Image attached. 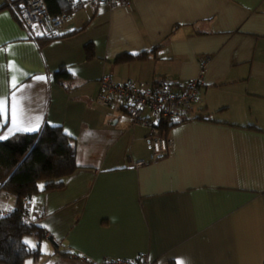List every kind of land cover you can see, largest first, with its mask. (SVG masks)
Here are the masks:
<instances>
[{
	"label": "crops",
	"instance_id": "0c3cea01",
	"mask_svg": "<svg viewBox=\"0 0 264 264\" xmlns=\"http://www.w3.org/2000/svg\"><path fill=\"white\" fill-rule=\"evenodd\" d=\"M77 5L57 34L88 24L42 46V27L29 29L11 6L0 8V97L20 98L24 127L61 125L78 145L79 168L65 186L31 198L28 218L46 235L31 236L41 254L25 264H95L141 252L164 264H264V0ZM140 53L147 58L118 59ZM63 65L74 76L68 88L55 77ZM202 70L191 118L169 127L173 152L162 159L151 160L148 127L121 103L97 98L106 74L181 91ZM36 131H16L10 112L0 118V140ZM15 203L0 188V210Z\"/></svg>",
	"mask_w": 264,
	"mask_h": 264
},
{
	"label": "trees",
	"instance_id": "16d2710c",
	"mask_svg": "<svg viewBox=\"0 0 264 264\" xmlns=\"http://www.w3.org/2000/svg\"><path fill=\"white\" fill-rule=\"evenodd\" d=\"M46 1L53 14L73 12L78 6L77 4L71 6L67 0ZM10 2L0 5V8L11 6L17 11L16 18H18L27 0ZM86 24L64 35L45 34L43 37H37V40L42 46L61 36L74 34ZM86 54L88 59L95 56L93 44L86 45ZM133 58L146 59L147 53L122 55L118 59ZM55 77L67 88L74 79L65 65L55 72ZM177 123L179 122L160 119L159 123L155 124L157 133L167 137L169 127ZM77 147L76 137L68 134L61 125L51 124L43 125L36 132H19L0 140V188L16 199L15 207L6 215H0V264H25L27 257H38L41 254L40 244L33 247L27 241V237L33 236L40 240L46 235V230L38 224L24 221L28 206L24 204L23 198L25 196L32 198L40 192L64 187L71 175L79 168Z\"/></svg>",
	"mask_w": 264,
	"mask_h": 264
},
{
	"label": "built area",
	"instance_id": "2783aa9c",
	"mask_svg": "<svg viewBox=\"0 0 264 264\" xmlns=\"http://www.w3.org/2000/svg\"><path fill=\"white\" fill-rule=\"evenodd\" d=\"M71 6H75L80 0H67ZM126 0H102L107 6L115 7L125 4ZM22 24L29 28L42 27L46 34L54 35L63 24L71 18V12L53 14L46 0H27L19 12ZM205 67L203 66V69ZM202 73L197 79L186 83L181 91L173 90L166 82L156 83L149 87L140 88L133 81L118 83L112 74L103 75L101 79V94L99 101L107 107L114 103H121L132 117L135 124L142 123L150 129L151 160L162 159L173 152V140L157 133L156 125L150 116L144 115L150 111L160 119H168L175 122H183L191 118L193 104L199 94V88L203 84ZM147 161L139 160L135 164L141 166ZM24 204L31 203V197L23 198ZM8 211L0 210V215H6ZM24 221L36 224V221L28 218L26 210ZM95 264H164L153 260L147 252H141L127 258H105Z\"/></svg>",
	"mask_w": 264,
	"mask_h": 264
},
{
	"label": "snow or ice",
	"instance_id": "6c2138e0",
	"mask_svg": "<svg viewBox=\"0 0 264 264\" xmlns=\"http://www.w3.org/2000/svg\"><path fill=\"white\" fill-rule=\"evenodd\" d=\"M11 86L13 88H16L18 86V82L15 78H13L11 82ZM9 112H10L11 123L16 131L38 130L37 127H24L25 117H24L23 105L20 98L16 95H13L11 99H9L8 97H0V118L5 119V122H7ZM0 138H4V137H0Z\"/></svg>",
	"mask_w": 264,
	"mask_h": 264
},
{
	"label": "rangeland",
	"instance_id": "374dc122",
	"mask_svg": "<svg viewBox=\"0 0 264 264\" xmlns=\"http://www.w3.org/2000/svg\"><path fill=\"white\" fill-rule=\"evenodd\" d=\"M27 239H29L28 241H30V244L32 245V243H33V242H32V241H33V240H32L33 237L29 236V237H27ZM33 244H34V243H33Z\"/></svg>",
	"mask_w": 264,
	"mask_h": 264
}]
</instances>
